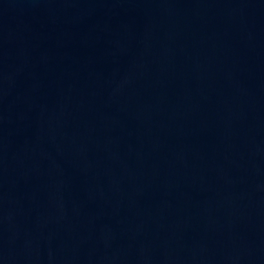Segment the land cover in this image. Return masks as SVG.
Returning <instances> with one entry per match:
<instances>
[{
    "label": "water",
    "instance_id": "obj_1",
    "mask_svg": "<svg viewBox=\"0 0 264 264\" xmlns=\"http://www.w3.org/2000/svg\"><path fill=\"white\" fill-rule=\"evenodd\" d=\"M0 264H264V0H0Z\"/></svg>",
    "mask_w": 264,
    "mask_h": 264
}]
</instances>
